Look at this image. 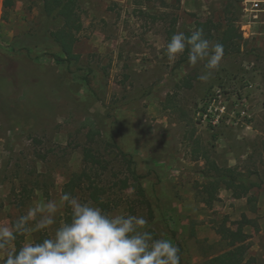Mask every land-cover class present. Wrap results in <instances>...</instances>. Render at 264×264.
<instances>
[{
  "label": "rangeland",
  "instance_id": "1",
  "mask_svg": "<svg viewBox=\"0 0 264 264\" xmlns=\"http://www.w3.org/2000/svg\"><path fill=\"white\" fill-rule=\"evenodd\" d=\"M171 4L80 0L79 60L59 65L51 57L57 49L25 46L29 35L54 29L42 0H0V226L37 202L59 199L69 178L85 169L83 148L94 128L97 146L112 160L99 179L118 205L111 214L143 215L157 236L179 247L181 264H208L230 250L216 229L235 230L245 216L256 227L243 230L249 249L242 264H264V27L242 15L239 0ZM235 14L240 53L223 55L206 82L199 79L207 74L203 62L191 66L187 50L167 60L174 33ZM107 140L134 160L149 206L137 202L132 187L121 189V180L133 183ZM204 154L260 187L234 199L220 186L206 205L198 195L209 181ZM77 196L89 201L86 192ZM38 233L26 234L24 244Z\"/></svg>",
  "mask_w": 264,
  "mask_h": 264
},
{
  "label": "clouds",
  "instance_id": "2",
  "mask_svg": "<svg viewBox=\"0 0 264 264\" xmlns=\"http://www.w3.org/2000/svg\"><path fill=\"white\" fill-rule=\"evenodd\" d=\"M187 50L188 63L203 62L207 81L218 70L223 46L213 44L197 28L190 35L174 33L164 53L174 63ZM63 209L66 219L58 222ZM51 234L22 247L14 245L18 236L36 232ZM0 264H181L179 247L157 236L143 215L109 214L92 201L63 192L59 199L40 201L28 207L11 226H0Z\"/></svg>",
  "mask_w": 264,
  "mask_h": 264
},
{
  "label": "trees",
  "instance_id": "3",
  "mask_svg": "<svg viewBox=\"0 0 264 264\" xmlns=\"http://www.w3.org/2000/svg\"><path fill=\"white\" fill-rule=\"evenodd\" d=\"M156 0H134L136 5H143ZM166 2V0H162ZM171 8L180 4L181 0H170ZM143 12V11H141ZM42 13L53 22L54 29L43 33L40 37L29 35L26 39V47L32 46L37 48L44 46L51 49H57L56 53H52L51 57L56 64H76L79 56L75 53L74 48L77 42L76 32L82 29V17L80 0H42ZM237 14L228 17L224 23H214L211 20L198 22L196 28L203 29L204 37L210 42L219 43L223 46L225 56H231L240 53L243 41L242 34L237 25ZM237 25V26H236ZM186 33L185 35H190ZM100 136V132L91 128L86 137L87 143L83 148V162L85 169L80 173H74L65 183L63 192L71 193L77 196L79 192H86L88 200L111 214L118 205H113L109 200L110 187L103 182H99L102 175L106 173L111 165L112 160L106 158V155L100 151L96 144V137ZM107 148L112 150V154L116 153V158L120 157L123 164L126 165L132 186L129 179L125 178L120 181L121 189L127 190L130 187L137 192V202L140 205L149 206L146 199L145 190L142 185V176L138 175L134 160L123 151L112 140L105 142ZM116 150V152H115ZM118 159V158H117ZM203 159L208 166L206 178L209 179L205 183L198 195L202 198L206 205H211L216 200V193L220 186L231 191L234 199L249 197V192L257 187L260 183L252 182L250 178H245L236 168H221L211 160L208 154L203 155ZM212 173V174H209ZM252 198H249L251 201ZM136 202V203H137ZM66 219V212L62 218V222ZM235 230H229L226 226L220 225L216 232L223 239L230 242V250L213 257L208 264H242L245 260L246 253L249 249L248 237L244 233V228L256 225L253 221L245 216L241 220L234 223ZM49 235L46 232H39L34 241H39ZM26 235L18 236L14 245L19 248L24 245Z\"/></svg>",
  "mask_w": 264,
  "mask_h": 264
},
{
  "label": "built area",
  "instance_id": "4",
  "mask_svg": "<svg viewBox=\"0 0 264 264\" xmlns=\"http://www.w3.org/2000/svg\"><path fill=\"white\" fill-rule=\"evenodd\" d=\"M242 15L257 26L264 27V0H239Z\"/></svg>",
  "mask_w": 264,
  "mask_h": 264
}]
</instances>
